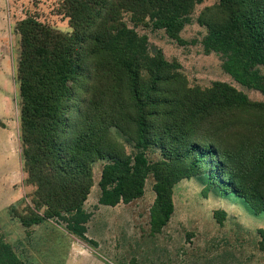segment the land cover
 I'll use <instances>...</instances> for the list:
<instances>
[{"label":"trees","instance_id":"trees-1","mask_svg":"<svg viewBox=\"0 0 264 264\" xmlns=\"http://www.w3.org/2000/svg\"><path fill=\"white\" fill-rule=\"evenodd\" d=\"M204 1L60 0L67 30L33 16L15 23L20 162L32 190L29 203L5 211L26 237L51 221L95 247L85 203L98 163L99 206L130 204L152 181L151 234L169 223L183 180L202 178L204 197L232 194L264 213V0H217L196 18L203 53L220 55L222 70L261 101L225 82L190 86L181 65L135 30L149 25L181 44ZM213 216L221 224L225 213ZM257 235L264 254V229ZM0 264H26L1 227Z\"/></svg>","mask_w":264,"mask_h":264},{"label":"rangeland","instance_id":"rangeland-1","mask_svg":"<svg viewBox=\"0 0 264 264\" xmlns=\"http://www.w3.org/2000/svg\"><path fill=\"white\" fill-rule=\"evenodd\" d=\"M59 2L0 0V121L6 122V115L10 113L9 121L15 137L11 144L0 136V227L6 239H15L17 227L6 208L21 198L27 197L26 203H29L31 192L23 185V174L19 172L16 144L18 102L13 81L18 44L12 29L18 21L33 16L41 23L67 30V19L59 12ZM216 2L205 0L196 6L191 22L180 34L181 44L170 40L163 30H154L149 25L138 26L135 30L147 37L150 46L161 49L167 61L175 60L181 65L190 86L204 88L215 81L225 82L250 100L261 101L260 93L240 86L222 70L220 55L203 53L201 40L205 29L197 24L196 18L203 8ZM126 22L133 28L127 19ZM125 146L129 152L130 147L126 143ZM101 168V163L93 168L94 185L85 204L93 213L87 226L88 237L99 242L96 264H264V254L257 247V230L264 229V213L254 214L234 195L222 197L211 191L204 197V179L183 180L174 187V214L169 223L160 234H151L152 181L146 182L144 195L130 204L98 206ZM216 211L225 213L221 224L213 216ZM36 239H40V232ZM42 239L77 238L51 230L45 231ZM62 262L60 258L52 260L54 264Z\"/></svg>","mask_w":264,"mask_h":264},{"label":"crops","instance_id":"crops-1","mask_svg":"<svg viewBox=\"0 0 264 264\" xmlns=\"http://www.w3.org/2000/svg\"><path fill=\"white\" fill-rule=\"evenodd\" d=\"M6 116H8V120L6 122L0 121V136L3 140L6 138V141L12 144L15 137L12 133L9 121L10 113ZM18 136H16V144L19 155V172H22ZM24 178L25 175L23 174L22 182ZM29 189L32 190L31 187H29ZM85 209L87 210L86 207ZM15 226H17L15 227V239L6 240L8 243L13 245L17 256L26 264H54L52 263V260L57 258L63 259V262L60 264H96L98 262L95 256L99 255V242L97 239L88 237V230L86 234L88 240L93 242L95 247L81 241L80 239H42L44 232H50L51 230H57L63 232L67 236H72L69 235L62 227L51 221H46L41 225L32 228L28 237L25 236L23 227H21L18 223H15ZM38 232H40V239H36Z\"/></svg>","mask_w":264,"mask_h":264}]
</instances>
